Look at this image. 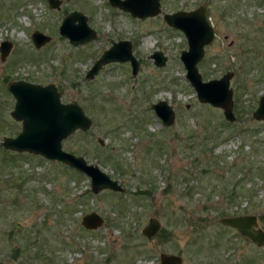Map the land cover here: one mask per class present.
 Returning a JSON list of instances; mask_svg holds the SVG:
<instances>
[{
    "label": "rangeland",
    "instance_id": "1",
    "mask_svg": "<svg viewBox=\"0 0 264 264\" xmlns=\"http://www.w3.org/2000/svg\"><path fill=\"white\" fill-rule=\"evenodd\" d=\"M200 6L215 37L197 68L203 82L233 74L232 123L198 102L180 61L187 41L163 20ZM71 12L87 18L95 40L74 47L60 36ZM36 31L51 39L40 49L31 40ZM119 41L132 44L137 75L129 63H113L87 80ZM2 42L12 48L4 61L0 55V144L21 132L8 84L54 85L63 103L92 120L62 149L124 191L93 195L88 177L0 145V264H159L162 253L183 264H264V248L218 221L255 216L264 231V121L252 116L264 95V0H160V14L143 20L108 0H62L53 10L47 0H0ZM156 51L167 58L163 68L150 59ZM161 101L175 112L169 128L151 109ZM91 213L104 219L94 231L81 224ZM150 218L162 231L146 240Z\"/></svg>",
    "mask_w": 264,
    "mask_h": 264
},
{
    "label": "water",
    "instance_id": "2",
    "mask_svg": "<svg viewBox=\"0 0 264 264\" xmlns=\"http://www.w3.org/2000/svg\"><path fill=\"white\" fill-rule=\"evenodd\" d=\"M47 2L51 9H58L62 0ZM109 4L141 20L160 14V0H109ZM163 18L170 28L181 31L186 38L188 50L181 52L180 61L186 70V80L195 90L199 103L223 110L225 120L234 122L233 94L229 87L233 74L227 72L219 80L203 82L197 68V64L204 56V48L212 43L215 36L206 15V8L201 6L192 12L165 14ZM59 34L75 47L96 38V32L89 28L87 18L79 12H72L63 19ZM31 39L36 49H40L51 40L40 32L33 33ZM11 48L10 42L0 44L2 61L7 58ZM150 59L157 68H163L167 61L164 54L158 51L154 52ZM111 63H129L132 76L138 73L139 63L132 54V44L120 41L103 52L87 72L86 79H93L102 67ZM7 89L15 100L11 116L15 121L21 122V132L15 138H5L1 142L4 150L39 156L79 172L90 179V190L93 195L103 191L123 193L124 190L118 182L100 171L98 166L89 165L83 157H76L63 151L64 140L77 131L87 132L92 126V120L85 115L79 105L63 104L61 95L54 85L41 86L20 81L8 84ZM151 109L164 127L169 128L173 125L175 113L166 102L153 104ZM253 118L256 121H264V95L259 100ZM103 223L100 215L91 213L83 217L81 224L84 229L94 231ZM219 223L235 230L257 248H264V231L258 229L255 216L226 217L219 219ZM160 229V222L151 218L142 229L141 235L146 240H151ZM159 264H183V261L180 256L162 253L159 255Z\"/></svg>",
    "mask_w": 264,
    "mask_h": 264
}]
</instances>
